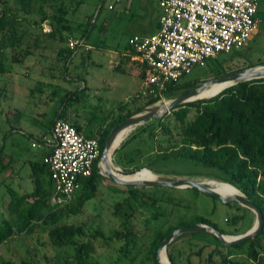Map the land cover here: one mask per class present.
Returning a JSON list of instances; mask_svg holds the SVG:
<instances>
[{
  "label": "trees",
  "instance_id": "trees-1",
  "mask_svg": "<svg viewBox=\"0 0 264 264\" xmlns=\"http://www.w3.org/2000/svg\"><path fill=\"white\" fill-rule=\"evenodd\" d=\"M81 1L83 0H19L20 8L25 13L35 15L27 18L24 15L19 16L16 8L7 4V0H3V5H0V73L9 71L7 65L9 49L23 51L25 54L30 53L29 46H40L39 34L45 39L58 40L68 44L57 50L59 58L63 60V73H65L69 59L76 47H70L68 43L72 36L68 15ZM22 20H26L32 23L33 27L40 29L39 34L34 35L33 40L28 42L26 47H23V44L27 42L25 34L28 31L26 28L19 29ZM44 20H47L50 29H41ZM87 23L81 34V39L84 40L91 27L90 19ZM131 61L132 64H139L135 60ZM205 65L209 66L208 70L213 71L214 77L236 70H225L219 59V54L210 58ZM139 66V77H141L143 71L142 66L140 64ZM115 67H119V64ZM199 79L179 78L167 81L161 88H155L152 92L137 93L130 102L121 103L120 111L116 116L108 119V115L107 120H100L97 116L95 121L100 125L98 127L100 151L92 164L91 173L80 178V185L70 199L52 201L54 185L49 168L43 161V156L52 149L48 138L51 137L54 119L56 117L64 118L83 133L82 125L75 120H70L66 116L65 108L68 105L80 104L81 96L86 91V85L65 91L61 98L60 106L63 105L61 111H59V106L53 111L51 117L43 121L45 131L37 141L32 142V145L40 144V150L22 158L27 166L26 175L32 180V188L18 190L10 186L9 183L0 181V186L4 185L6 193L9 195L5 215L0 218V243L6 241L13 234L32 232L39 227L47 233L51 245H74L75 254L71 264H133L132 261H123L119 257L102 263L97 261L94 263L93 257L97 251V242L106 241L108 238L115 237L122 241L120 251L124 256H127L131 249L135 248L137 237L142 236L134 222L138 206L152 208L160 200H166L161 195L150 193L148 188L151 185L123 184V188H115V190L120 189L123 192L121 199L114 202V214L119 217L122 229H115L113 235L106 236L100 228H91L76 220L64 221L63 216L79 211L87 201L95 196L99 189L105 176L99 171L98 161L110 129L132 112L158 100L161 95L176 96L200 84ZM135 100H143V103L131 106ZM191 105L195 106V113L191 119H188ZM13 112L19 113L17 109H14ZM144 132L145 136L140 137ZM135 138H138V142H146L151 149H154L152 155L145 157L148 163L170 157H185L221 170L225 176L219 180L242 190L259 206L263 214L262 229L256 236L228 245L221 243L216 235L208 231L178 234L166 246L167 255L173 264H178L177 256L174 253L175 243L184 235L189 236L190 239L204 241L195 252L196 260L187 256L186 264H264V76L237 82L212 96L179 104L161 117L147 119L124 139L118 148ZM139 144L137 143L131 149L128 157L120 163L122 166L128 168L135 161L131 155L140 157L138 153H133V150L139 152ZM2 151L0 145V173L11 167L10 161L15 159L10 156L9 160L4 163L3 155L6 153ZM116 151L117 149L114 150V152ZM189 188L196 193L199 192L195 187ZM227 203L235 209V212L226 218L228 221L226 226H220L210 214L201 213H195L187 218L179 216L175 221L168 222L165 226L161 222L148 235L147 246L137 264H159L156 253L160 241L175 227L181 225L202 221L214 225L224 233L236 234L245 231L250 223L249 212L252 213L251 209L235 201ZM213 211L214 207L211 213ZM158 216V210L153 208L152 217L157 218ZM245 219L247 220L245 221ZM146 220L148 221V219ZM243 246H245L244 253L236 251ZM136 256L135 253L134 258ZM68 262H70L68 258L62 260L59 255H56L55 261L50 264H68ZM0 264L13 263L0 259Z\"/></svg>",
  "mask_w": 264,
  "mask_h": 264
},
{
  "label": "rangeland",
  "instance_id": "rangeland-1",
  "mask_svg": "<svg viewBox=\"0 0 264 264\" xmlns=\"http://www.w3.org/2000/svg\"><path fill=\"white\" fill-rule=\"evenodd\" d=\"M2 1L0 0V5H3ZM7 1V4L16 8L19 16L24 15L27 18L35 16L33 13H25L20 8L19 0ZM126 1L83 0L76 5L74 11L68 15V22L72 29L70 37L81 39L83 28L87 26L89 19L91 27L84 42L74 48L65 73H63V60L59 58L57 50L68 44L45 39L39 34L40 29L33 27L32 23L26 20L21 21L19 29L26 28L28 31L25 34L27 42L23 44V47H26V44L31 42L37 33L41 43L37 47L29 46L31 52L27 54L23 51L9 49L7 60L9 71L0 73V88H2L0 145L2 152L6 153L3 155V162H7L10 156L15 158L10 161L11 167L0 173L1 182L9 183L18 190L32 188V180L26 175L27 166L22 158L40 150L41 145H32V142L37 141L45 131L43 121L51 117L53 111L60 106L65 91L82 86L85 80L91 84L93 87L86 88L81 96L80 104L84 105L88 98L95 99L92 106L89 104L87 106L91 107L88 114L94 118L98 116L100 120L106 119L108 115V119L116 116L120 111L121 103L130 102L137 93H140V77L132 70L131 65L133 64L122 60L120 53L122 54L130 47L128 39L132 34L140 35L141 32H148L151 21L147 20V15L142 14V9L134 5L129 8ZM41 26V29H45L48 26L47 20H44ZM219 59L222 61L223 68L228 71L252 65L251 63L263 62L264 34L255 37L248 46L241 49L221 52ZM120 61L119 67H112L113 63ZM208 67L196 65L181 78H200L199 83H201L214 77L213 71L208 70ZM172 97L174 96L161 95L157 101H167ZM142 103L143 100H135L131 106ZM14 109H17L19 113H14ZM194 113L195 106L191 105L187 118L191 119ZM144 122L146 120L134 126L120 143ZM144 136L145 132L140 137ZM120 143L115 147L117 151L112 152V160L123 168L125 167L120 163L128 157L131 149L140 143L139 152L133 150V153H138L140 157L131 155L135 161L126 169L143 164L161 174L192 177L204 180L210 185L213 182L216 184L224 182L219 180L225 176L221 170L185 157H170L148 163L145 157L152 155L154 149H151L146 142H138V138L118 148ZM116 187L123 188L124 186L105 176L95 196L76 213L65 214L63 220H76L91 228H100L106 236L113 235L115 229H122L119 217L114 214V202L121 199L123 192L120 189L115 190ZM148 191L161 195L166 200H160L152 208L138 206L134 222L142 236L137 237L135 248L124 256L120 251L122 241L118 238L113 237L97 242V251L93 257L94 263L95 261L102 263L119 257L123 261H132L133 264H137L147 246L148 235L161 222L165 226L179 216L187 218L195 213H201L210 214L220 226H226L228 225L226 218L235 212L230 204L218 197L215 199L202 191L196 193L189 187L151 185ZM8 199L9 195L6 193L5 186L1 185L0 218L5 215ZM213 207L214 211L211 213ZM153 208L159 212L157 218L152 217ZM249 218L248 228L255 221L253 211L249 212ZM145 219H148L146 220L148 224ZM202 243L204 241L190 239L187 235L179 238L174 247L178 264H186L187 256L196 260L195 252ZM244 249L245 246L236 251L244 253ZM135 253L136 258H134ZM74 254V245H51L47 233L39 227L32 232L13 234L0 243V259L9 260L13 264H50L55 261L56 255H59L62 260L68 258L70 261L68 264H71Z\"/></svg>",
  "mask_w": 264,
  "mask_h": 264
},
{
  "label": "built area",
  "instance_id": "built-area-1",
  "mask_svg": "<svg viewBox=\"0 0 264 264\" xmlns=\"http://www.w3.org/2000/svg\"><path fill=\"white\" fill-rule=\"evenodd\" d=\"M161 8L159 26L147 35L132 34L122 54L142 66L140 92H152L165 82L184 76L196 65L221 52L243 48L258 24L259 0H154ZM50 29V25L45 28ZM84 39L70 38L74 47ZM98 131L79 132L68 120L56 117L43 156L54 185L52 201L72 197L80 178L91 173L99 155Z\"/></svg>",
  "mask_w": 264,
  "mask_h": 264
},
{
  "label": "water",
  "instance_id": "water-1",
  "mask_svg": "<svg viewBox=\"0 0 264 264\" xmlns=\"http://www.w3.org/2000/svg\"><path fill=\"white\" fill-rule=\"evenodd\" d=\"M262 76H264V62L248 65L243 68L229 71L221 76L206 79L202 81L200 84L170 98L166 103L163 101L156 100L152 103L142 106L139 110L132 112L131 114L126 116L120 123L114 125L110 129L102 147L101 155L98 161V166H99V171L103 175L112 179L113 181L121 184H133V185H163V186H172V187H195L199 191L218 197L223 202L235 201L240 205L248 207L255 214L254 223L245 231L236 234L221 232L214 225L202 221L175 227L160 241L158 245L156 258L159 264H173V262L170 260L169 256L166 253V246L178 234L183 232L208 231L216 235L221 243L227 245L256 236L257 233H259L262 229V224H263L262 211L259 208V206L254 201H252L248 195H246L242 190H240L236 186L235 187L238 189V192L230 195H223L204 180H198L192 177L161 174L151 170L149 167L145 165H141L139 167H134L131 169H126L119 165H116L112 160V156L108 154V150L112 146L114 138L120 132H122L123 130L129 127H134L137 124H140L143 121L153 117L163 116L165 113L177 107L179 104L186 103L188 101H192L198 98L212 96L218 93L219 91H221L222 89L226 88L227 86H230L232 84H235L243 80L258 78ZM211 81H230V83L225 87L221 88L219 91L213 93L212 95L198 96L200 91ZM116 146H114L111 149V153L114 151ZM101 160L104 161L105 167L101 166L100 164ZM143 167L153 171L154 175L152 177H136V178H128V177L123 178L117 175L118 172L122 174H132L135 171L142 169ZM162 249L165 252V257L167 260L166 262L162 261L161 259L160 252Z\"/></svg>",
  "mask_w": 264,
  "mask_h": 264
},
{
  "label": "crops",
  "instance_id": "crops-1",
  "mask_svg": "<svg viewBox=\"0 0 264 264\" xmlns=\"http://www.w3.org/2000/svg\"><path fill=\"white\" fill-rule=\"evenodd\" d=\"M126 5L129 6V8L132 5H134L136 8L142 9L143 10L142 14L147 15V20L151 21V26H150V29L148 30V32H143V33L141 32L140 35L151 34L157 30V28L159 26V18L161 16L162 11H161V8L159 7V5L154 0H127ZM256 17L258 20L257 28H256L255 32L251 35V37L248 40V43L245 46H248L250 41H252L255 37L261 36L264 34V0L258 1V8H257V12H256ZM120 55L122 56V60H125V61L132 64V61L128 55L123 56L121 53H120ZM260 62H262V61H260ZM117 64L120 65L121 61L113 63L112 67L115 68L114 66H116ZM131 66H133L132 70L139 76V70H140L139 64L134 63ZM84 85H86V88L93 87L91 84H88V82L86 80L84 81V84L82 86H84ZM82 86H78V87H82ZM94 100H93V98H88L87 100H85L84 105H82V104L72 105V106L68 105L65 108L66 116L70 120H75V121L79 122L82 125V128H83L82 132L84 134L90 133L92 135L96 131L99 132V128H98L100 126L99 123L95 121L94 116H90L88 114L89 108H91V107H87V106H88V104H89V106H92V102ZM62 107H63V105H61L59 107V111H61Z\"/></svg>",
  "mask_w": 264,
  "mask_h": 264
},
{
  "label": "bare ground",
  "instance_id": "bare-ground-1",
  "mask_svg": "<svg viewBox=\"0 0 264 264\" xmlns=\"http://www.w3.org/2000/svg\"><path fill=\"white\" fill-rule=\"evenodd\" d=\"M230 83V81H211L209 82L201 91L200 93L198 94V96H209V95H212L213 93L219 91L221 88L225 87L226 85H228ZM168 101V100H167ZM167 101H163V102H167ZM133 127H129L125 130H123L122 132H120L115 138H114V141L112 143V146L109 148L108 150V154L110 156H112V153H111V149L118 145L119 142L125 137V135L132 129ZM130 133V132H129ZM100 164L102 167H105V163L103 160L100 161ZM117 175L119 177H123V178H136V177H152L154 175L153 171L143 167L142 169L138 170V171H135L134 173L132 174H122V173H117ZM217 191H219L221 194L223 195H230V194H233V193H236L238 192V189L227 183V182H221V183H215L213 182L212 185ZM161 259L162 261L166 262V257H165V252L164 250L162 249L161 250Z\"/></svg>",
  "mask_w": 264,
  "mask_h": 264
}]
</instances>
